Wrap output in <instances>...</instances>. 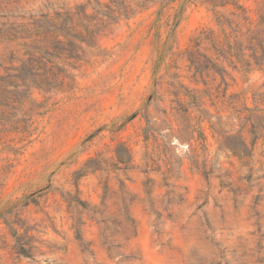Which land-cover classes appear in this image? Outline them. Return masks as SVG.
<instances>
[{
  "label": "rangeland",
  "instance_id": "rangeland-1",
  "mask_svg": "<svg viewBox=\"0 0 264 264\" xmlns=\"http://www.w3.org/2000/svg\"><path fill=\"white\" fill-rule=\"evenodd\" d=\"M47 1L130 17L111 16L70 92H33L27 133L9 131L21 113L0 123V264H264V70L196 71L186 51L232 5L0 0V26ZM17 48L0 39V59Z\"/></svg>",
  "mask_w": 264,
  "mask_h": 264
},
{
  "label": "trees",
  "instance_id": "trees-1",
  "mask_svg": "<svg viewBox=\"0 0 264 264\" xmlns=\"http://www.w3.org/2000/svg\"><path fill=\"white\" fill-rule=\"evenodd\" d=\"M206 4L212 11L231 4L232 19L217 15L216 28L200 29L191 37L186 48L190 65L196 71H219L222 56L232 63V69L264 70V11L258 8L250 14L240 0H206ZM96 7L95 14H88L83 4L71 7L47 1L38 12H29L25 20L1 24L0 39L15 42L18 48L0 59V123H8L18 113L25 117L14 121L22 122V129L14 125L9 131L27 133L26 117L35 106L34 91L68 93L74 88L75 71L88 63L90 49L100 47L102 32L112 15L130 17L125 7L122 13L108 6ZM204 41L218 57L201 61L193 56ZM24 103L30 107L24 108Z\"/></svg>",
  "mask_w": 264,
  "mask_h": 264
}]
</instances>
